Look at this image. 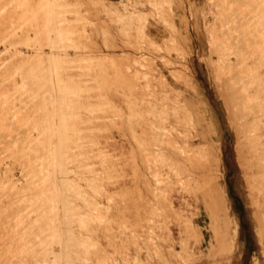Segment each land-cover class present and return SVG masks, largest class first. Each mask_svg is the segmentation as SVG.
<instances>
[{"label":"rangeland","instance_id":"374dc122","mask_svg":"<svg viewBox=\"0 0 264 264\" xmlns=\"http://www.w3.org/2000/svg\"><path fill=\"white\" fill-rule=\"evenodd\" d=\"M0 176V264H264V0H0Z\"/></svg>","mask_w":264,"mask_h":264},{"label":"crops","instance_id":"0c3cea01","mask_svg":"<svg viewBox=\"0 0 264 264\" xmlns=\"http://www.w3.org/2000/svg\"><path fill=\"white\" fill-rule=\"evenodd\" d=\"M193 3H196L197 0H191ZM195 45V43H193ZM247 231L243 232L242 234V238L244 239V242H246L245 240L249 237L247 235ZM241 251H240V257L238 259H236L235 261H230L227 262L225 261L224 264H252V262H250V258H251V252L250 249L246 246L243 245L240 247ZM259 264V263H258Z\"/></svg>","mask_w":264,"mask_h":264},{"label":"bare ground","instance_id":"6f19581e","mask_svg":"<svg viewBox=\"0 0 264 264\" xmlns=\"http://www.w3.org/2000/svg\"><path fill=\"white\" fill-rule=\"evenodd\" d=\"M236 64V63H235ZM239 64V63H238ZM234 67V66H233ZM239 78V77H238ZM242 80V79H241ZM235 89V88H233ZM238 93V92H237ZM237 96V95H236ZM254 108V107H253ZM3 123V122H2ZM65 123V122H64ZM11 124V123H10ZM11 132V131H10ZM8 134V133H7ZM9 135V134H8ZM10 136V135H9ZM2 137V136H1ZM17 138V137H16ZM11 141V140H10ZM18 142V141H17ZM9 144V143H8ZM13 144V143H12ZM11 147V146H10ZM1 177V176H0ZM12 213V212H11ZM19 215V214H18ZM2 221V220H1ZM5 223V222H4ZM34 241V240H33ZM33 256V255H32ZM11 259V258H10ZM17 262V261H16Z\"/></svg>","mask_w":264,"mask_h":264}]
</instances>
